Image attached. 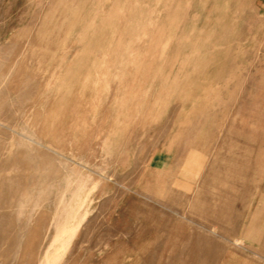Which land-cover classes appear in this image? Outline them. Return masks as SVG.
Masks as SVG:
<instances>
[{"label": "rangeland", "instance_id": "rangeland-1", "mask_svg": "<svg viewBox=\"0 0 264 264\" xmlns=\"http://www.w3.org/2000/svg\"><path fill=\"white\" fill-rule=\"evenodd\" d=\"M47 254L264 264V0H0V264Z\"/></svg>", "mask_w": 264, "mask_h": 264}, {"label": "bare ground", "instance_id": "bare-ground-1", "mask_svg": "<svg viewBox=\"0 0 264 264\" xmlns=\"http://www.w3.org/2000/svg\"><path fill=\"white\" fill-rule=\"evenodd\" d=\"M54 245L56 246V245H60V246H62V247H64L65 249H66V247H67V245H69V241L68 240H66V239H57L56 241H55V243H54ZM52 247H53V245H52ZM63 249V248H62ZM64 249V250H65ZM66 251V250H65ZM63 252V251H62ZM50 254V253H49ZM49 254H47V257H46V260H45V262H44V264H56V262H55V260L54 261H51L50 260V255ZM51 256H52V254H51ZM54 257V256H53ZM51 259H53V258H51ZM55 259V258H54ZM59 261V260H58Z\"/></svg>", "mask_w": 264, "mask_h": 264}]
</instances>
